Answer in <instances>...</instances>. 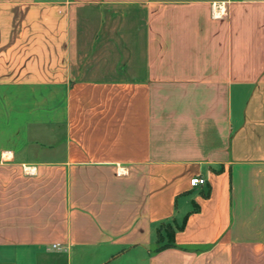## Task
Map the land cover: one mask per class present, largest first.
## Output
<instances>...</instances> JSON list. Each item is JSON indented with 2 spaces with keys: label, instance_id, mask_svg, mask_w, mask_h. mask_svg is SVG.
I'll return each instance as SVG.
<instances>
[{
  "label": "crops",
  "instance_id": "0c3cea01",
  "mask_svg": "<svg viewBox=\"0 0 264 264\" xmlns=\"http://www.w3.org/2000/svg\"><path fill=\"white\" fill-rule=\"evenodd\" d=\"M0 264H264V0H0Z\"/></svg>",
  "mask_w": 264,
  "mask_h": 264
},
{
  "label": "trees",
  "instance_id": "16d2710c",
  "mask_svg": "<svg viewBox=\"0 0 264 264\" xmlns=\"http://www.w3.org/2000/svg\"><path fill=\"white\" fill-rule=\"evenodd\" d=\"M164 226H167L168 230H166L163 233L161 229ZM180 228H182V225L178 226L172 223L162 225L157 231V241H156L157 246L154 251L159 252L165 248L175 247L174 234H175V231Z\"/></svg>",
  "mask_w": 264,
  "mask_h": 264
},
{
  "label": "built area",
  "instance_id": "2783aa9c",
  "mask_svg": "<svg viewBox=\"0 0 264 264\" xmlns=\"http://www.w3.org/2000/svg\"><path fill=\"white\" fill-rule=\"evenodd\" d=\"M205 184V180L200 178V177H195L190 180V186L195 188V187H201Z\"/></svg>",
  "mask_w": 264,
  "mask_h": 264
},
{
  "label": "rangeland",
  "instance_id": "374dc122",
  "mask_svg": "<svg viewBox=\"0 0 264 264\" xmlns=\"http://www.w3.org/2000/svg\"><path fill=\"white\" fill-rule=\"evenodd\" d=\"M161 230L164 233L166 230H168V227L167 226H164Z\"/></svg>",
  "mask_w": 264,
  "mask_h": 264
}]
</instances>
